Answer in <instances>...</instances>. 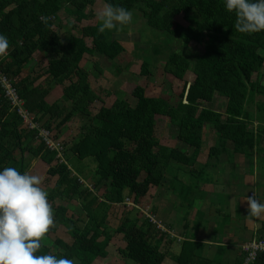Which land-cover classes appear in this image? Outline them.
I'll return each instance as SVG.
<instances>
[{
  "label": "trees",
  "instance_id": "obj_1",
  "mask_svg": "<svg viewBox=\"0 0 264 264\" xmlns=\"http://www.w3.org/2000/svg\"><path fill=\"white\" fill-rule=\"evenodd\" d=\"M95 1L0 0V33L10 40L8 52L0 56V73L12 84L23 108L34 115L35 121H43L42 127L50 132L53 129L60 132L74 116L88 117L68 149L61 141V161L56 150L46 147L37 129L24 126L0 83V169L11 166L27 172L29 161L25 157L39 159L47 166L46 175L56 177L49 191L50 202H77L85 213L87 221L82 222L74 215L68 216L66 207L52 203L55 224L48 236L54 235L59 227H64V235H54L51 245L43 244L44 253L67 255L76 264H94L106 258L112 239L118 237L124 243L117 250L120 258L132 264H164L167 260L173 264H223L224 247L210 251L190 237L179 241L168 229L171 225L156 221L157 207H148L145 212L149 211L151 216L144 217L138 206L152 188L169 179L172 195L184 196L185 190L186 203L193 200L188 184L175 178L179 171L173 169L172 163L183 167L196 162L205 126L213 131L215 142L208 147L205 164L198 171L190 170L192 176L198 172L201 177L199 180L195 177L197 184L210 180L209 173L205 176L203 170L213 168L212 162L230 154L228 142L233 154L246 157L258 153L264 158V150L259 147L264 137V101L255 104L254 114L249 109L256 96L264 98V31L238 33L235 15L225 10L223 0H112L133 12L139 11L146 27L163 34L165 39L155 43L151 52L158 56L161 49L170 51L163 67L167 75L183 81L191 72L194 79L189 84L184 82L174 103L147 97L138 86L132 91L134 106L120 92L111 106H101L91 116L89 106L100 99L88 81L91 73L80 67L82 58L86 54L98 55L112 62L126 51L125 45L110 38L109 31L98 32L99 23L80 28L77 35L68 30L61 37L55 27L60 28L59 12L65 10L79 23L91 15ZM100 1L104 4V0ZM43 17L48 18L46 22ZM177 17H181V22ZM86 38L93 47H88ZM174 41L181 49L176 50ZM191 43L202 47L195 60L182 50ZM35 53L45 54L47 59L44 79L38 84L37 75L21 76L23 67L31 63ZM150 66L148 58L144 59L140 75H148ZM94 67L96 73L102 72L99 64ZM52 86L61 88L62 97L70 105L67 112L57 102L49 103ZM215 95L225 100L221 112L208 106ZM156 118L168 119L176 128L177 141L192 149L190 155L161 144L155 134ZM58 119L53 128V120ZM54 138L57 139L55 134ZM71 159L93 160L95 166L90 170L93 190L83 184L87 176L71 165ZM102 187L105 189L100 202L97 193ZM126 198L134 205L126 207ZM113 205L127 209L114 229L107 219ZM186 213L187 210L182 215L184 220ZM184 224L183 234L188 228ZM261 233L264 237V221ZM172 247L179 248L177 254L172 253ZM243 258L240 254L233 264H242ZM251 264H264V253Z\"/></svg>",
  "mask_w": 264,
  "mask_h": 264
},
{
  "label": "rangeland",
  "instance_id": "obj_2",
  "mask_svg": "<svg viewBox=\"0 0 264 264\" xmlns=\"http://www.w3.org/2000/svg\"><path fill=\"white\" fill-rule=\"evenodd\" d=\"M103 8V3L100 0H96L93 7L90 8L91 15L88 14V17L82 20L81 22L75 21V16L68 14V12L61 11L58 13V25H60V28L55 27L58 35L61 37L63 34L69 30V32H73V34L77 35L82 27L86 26H95L98 22L97 15L100 12V10ZM134 18L133 21L123 26L122 29L119 31L113 30L109 31L110 38L116 39L121 41L126 48V51L122 52L117 56L112 62H109L107 59H104L103 57L100 58L98 55H84L82 58V61L80 63V67L83 69H86L88 72H90V76L88 78V81L90 83L91 89L97 93L99 96L100 101L95 102L92 105L89 106V111L92 115H95L98 112V109L101 106L109 107L113 104L115 99L117 98L116 93H122L123 98L130 103L132 106L135 104V99L132 96V91L135 87H141L144 89V94L147 97H154V98H162L166 99L171 103H174L178 100V96L183 88L184 82H187L188 84L191 83L194 79V76L191 72H188L185 75L184 80H177L169 75H167L164 70V63L168 58V55L170 54V51L168 49H161V52L158 56H154L151 52V48L155 43H158L159 40L165 39L163 34L148 28L144 25V19L142 18L139 11L133 12ZM177 20L181 22V17H177ZM183 24V23H182ZM75 29V30H74ZM78 32V33H77ZM86 43L88 47H93L90 40L86 38ZM173 46L177 49H181V46H179V43L173 42ZM133 46H135L137 49H133ZM187 55L192 56V58L195 60L198 55L201 54L202 47L199 44L191 43L188 45L186 49H182ZM98 56V57H97ZM148 58V60L151 63V66L149 67L150 73L148 75H140V66L144 59ZM95 64L100 65L101 73H96L95 70ZM47 65V59L45 57V54H39L35 53L31 63L23 67V72L21 73V76L24 77L27 74H30L31 77L38 76V80L36 81V84L41 83L44 79L43 72ZM120 69V71H118ZM94 72V74H92ZM20 76V77H21ZM253 80H255V76H253ZM66 84V83H65ZM49 103L51 102H57L59 107H64L66 109L64 112H67L70 105L67 103L64 98L61 95V88L57 86H52L49 89ZM223 98V97H222ZM220 96L215 95L214 100L211 104L208 106L212 108L215 111H223L224 105H223V99ZM264 101V98L261 96H256L254 99V103L249 106V109L252 114L256 112V103ZM207 105V104H206ZM34 116V115H33ZM60 119V118H59ZM56 120L52 122L53 128L54 126L60 121ZM88 122V117L83 115H77L74 116L71 120H69L63 127L60 128V132H58L57 129H53L52 133L56 135L58 142L62 141L65 144V150L66 148L70 146V144L79 136L80 127L85 125ZM43 121L39 122L38 125H42ZM255 124L253 125V127ZM209 127V126H207ZM252 128V126H250ZM210 129V128H209ZM208 129L205 128L203 131V144L201 147V154L202 157H200V160H205L206 153L208 151L209 145H213V140L208 138L207 136ZM155 134L159 141L168 147L172 146L175 149L179 151H184V153L188 152L190 153L192 149L190 147H186L184 143L178 142L176 139V128L174 126L170 125L168 119L165 118H156V129ZM179 143V144H178ZM35 144V143H34ZM209 144V145H207ZM185 146V150H183V147ZM264 147V138L263 141H261L260 145ZM67 148V149H68ZM186 151V152H185ZM261 156V155H259ZM223 157V158H222ZM222 161L220 164L216 163V171L211 172V168H207L206 170H203V174L205 176L211 174H216L217 177L221 178L220 170L225 171L227 174H229L232 169L236 168L235 163L230 164L229 162H226L228 159L232 158V151L228 156H222ZM27 161H29V168L27 169V172L30 174L39 175L42 179V187L45 188L46 191H50L52 187L55 184L56 177L52 178L46 175L47 166L43 164L39 159H30V156L25 157ZM220 158V159H221ZM219 159V160H220ZM65 160V158H64ZM63 161V160H62ZM258 161V159H257ZM256 161V162H257ZM223 164L224 169H220L221 165ZM71 165H73L75 168L77 167L78 170L82 171L87 178H84V185H86L90 190H93L92 187V181H91V175L90 170L94 169V162L92 159H85L82 162L78 161L77 159H71ZM178 167H181L179 164ZM244 166V165H243ZM245 167V166H244ZM196 169H200V167H195ZM240 168H243L240 166ZM259 172H261V166H258ZM244 169V168H243ZM229 172V173H228ZM196 172H194L193 176L188 173V179L187 184L190 187V196L191 197L194 194L193 200L188 202V205H196L197 200L196 199V189L194 187L197 184V177ZM263 175V173H261ZM237 175L234 172H232V176ZM225 176V175H224ZM228 177V176H227ZM258 173L255 175V183H258ZM143 178V174H142ZM142 178L139 179V181L142 180ZM231 178V177H230ZM208 185H212V196H211V203H216L217 207H213L210 212L208 213H202L196 216V223L191 222L185 230V234L188 236H192V233H195V225H201L203 230V237L206 235H210L212 230H216V240L221 241L222 236L227 232V230L230 228L231 224L228 221V218L230 217H224L223 219H220V215L215 213L216 208L224 207L225 212H227V196L222 192H218L219 189H222V185L214 186L215 182L212 179L211 183ZM105 187H102L99 189L97 196L100 197V202L103 198V192ZM194 189V190H193ZM155 188H152L145 197L141 198L139 203V208L142 209L144 212V217L151 216L150 212H145V210L152 206V195L154 194ZM258 190V195L260 197H264V184L262 187ZM176 196L179 198L180 203H177L175 207L181 206L183 202L186 203V192L184 190V196L181 193H176ZM199 199V198H198ZM56 206H64L67 209H73L72 215L74 217L78 218L80 221L84 222L87 221L85 213L81 210V207L79 203L75 202L76 208H72L71 205L65 204L63 202H60L59 200H56L54 202H51V204ZM155 203H159L160 208L158 209L156 221L161 224L167 226L170 224V222L174 225L176 216L178 214L173 215L170 213V208H165V204L167 203L165 199L163 198H157L155 200ZM167 206L174 207V204H166ZM114 206V207H113ZM111 207V210L118 211L121 213H117V215L113 216L110 220H108L109 226L114 229L117 226L118 219L122 217L124 213H126L127 209L123 210L118 208L116 205H113ZM174 207V208H175ZM179 207L178 213L180 214L181 208ZM198 211L199 208L196 207ZM174 210V209H173ZM182 210H187L186 206ZM215 210V211H214ZM142 213V212H141ZM143 214V213H142ZM70 215V214H69ZM171 217V219H170ZM142 218V215H141ZM234 222L232 225H242L241 217L238 212H236L233 216ZM184 224V223H183ZM230 224V225H229ZM237 229L239 226H235ZM171 228V227H170ZM175 230V228H174ZM176 233H180V230H176ZM56 236H63L64 235V227H59L54 234ZM52 233L44 238L42 241V244L44 245H51L54 240V236ZM219 235H221V238H219ZM233 243L234 246H232L230 249L232 252H237L239 250V245L236 242V240ZM124 243L119 239L118 237H115L112 239L110 246L107 249V256L106 258L97 260L94 264H132L129 261H124L120 258V255L118 254V249L123 248ZM179 247V244H178ZM174 247L171 248L172 253L173 251L176 252V254L179 251V248ZM228 249L227 247L223 248L225 251ZM210 251H214L211 250ZM239 254V253H238ZM240 255V254H239ZM235 256V255H233ZM164 264H173L170 260H167Z\"/></svg>",
  "mask_w": 264,
  "mask_h": 264
},
{
  "label": "clouds",
  "instance_id": "obj_3",
  "mask_svg": "<svg viewBox=\"0 0 264 264\" xmlns=\"http://www.w3.org/2000/svg\"><path fill=\"white\" fill-rule=\"evenodd\" d=\"M223 5L226 11L235 15L234 27L238 33L264 31V0H223ZM133 18V11L112 0H104L97 15L98 32L119 31ZM42 19L46 22L48 18ZM9 48L8 36L0 33V56ZM127 199L133 202L130 198L125 199L124 204L130 207ZM247 205L249 217L264 214V202L255 195L248 196ZM54 215L49 192L42 187L39 175L21 172L11 166L0 169V264H76L67 255L41 251L42 241L55 224ZM259 239L264 237L253 240Z\"/></svg>",
  "mask_w": 264,
  "mask_h": 264
},
{
  "label": "crops",
  "instance_id": "obj_4",
  "mask_svg": "<svg viewBox=\"0 0 264 264\" xmlns=\"http://www.w3.org/2000/svg\"><path fill=\"white\" fill-rule=\"evenodd\" d=\"M224 103H225V100H223V105ZM205 128L208 129V132H207L208 138L212 140L214 138V142H215V135L213 131H211V129H209V127L207 126H205L203 130H205ZM263 138L261 139V141H263ZM185 146H182L183 150L186 149ZM170 147L174 148L172 146ZM186 147L188 148V146ZM259 147L260 149L264 150V147L262 146H259ZM226 148H227V151H230V152L232 151V146L230 142L227 143ZM181 152H184V151H181ZM185 154L190 155L191 152L190 153L186 152ZM260 155L261 156H259L258 153L257 154L253 153V155L245 157L244 155H241V154L232 153V158L228 159L226 162H229L230 164L235 163L236 168L229 171L230 172V173L228 172L229 174H227L225 171L220 170L222 179L217 177L216 174L210 173L209 175L210 177L208 176V180L210 179L209 181H207L206 183L198 182L196 192H195V195H196L195 200H197L198 202L196 205H193V206H188V204L183 203V206L181 205L182 208L180 206L176 208L175 205L177 203H180V201L179 200L177 201V197L172 195L173 192H171L172 190L170 189L172 187V184L170 182L171 180L170 179L165 180L163 185L155 188V191L153 190L154 194L152 195V199H151L152 206L153 208L157 207V210L160 208V205H158L159 203L157 204L155 203V200H157V198L165 199V201L167 202L166 204L173 203L175 208L172 206H167L165 204L166 206L165 208L171 209L170 213H172L173 215L178 214V216H176V219H175V223H174L175 226H173L171 222L170 224H168V225H171L170 226L171 228H168L169 230H172L170 232L176 235L179 241L185 239L186 237L196 239L197 242L205 245V247L208 248L209 250H211L212 248V250L215 251L216 248L220 246L224 248L227 247L228 249H226L223 253L222 262L223 264H233L235 262V258H237V256H239L240 254V246L253 239H257L262 234L261 227L264 221V214H261L259 217H249L247 215V212H248L247 198L249 195H255V197L258 200H260L261 202H264V197H260L258 195V190H257V189H260L262 185L264 184V158H262L263 157L262 154ZM200 157H202L201 150L196 159V162L193 165L178 167L177 166L178 164L172 163V165H174L173 169H175L176 171H179V173L176 174L175 178L181 180L183 183H187V179H188L187 175L188 173H190V170L193 168L194 170H197L195 167H201V165L203 166V164H205V162L207 161V157L203 161L199 159ZM222 158L220 160L212 162L211 165L213 166V168L210 169L211 172L215 173L216 171L215 162L220 164V162L222 161ZM259 165L261 166V172H259V168H258ZM240 166L243 167L244 169L240 168ZM220 169H224L223 164L221 165ZM232 172H234L237 175L232 176ZM256 173H258V176H259L257 179L258 180L257 184L255 183ZM261 173H263V175ZM200 178L201 177L199 176V174H197V179L199 180ZM212 179L215 182V185H214L215 187L218 186L219 184L223 186V188L219 189L218 192L224 191L223 193L226 194L227 199H228V202L226 203L227 212H225L224 207H220L219 209L216 208L215 209L216 211L214 210L216 214L220 215L219 217L220 219H223L224 217H229V213H230V217L228 218V221L231 224V226L227 230V232H225V234L222 236L221 241L216 240V237H217L216 230H212L210 235H206L205 237H203L204 228L202 229L201 225H198V224L197 225L194 224L195 233H192V236L183 234V231H181V228L183 227V225H185L183 223H187L188 226L191 222L196 223L197 215L202 214V213H208L211 211L213 207H217L216 203L210 202L212 199L211 198L212 191L210 190H212L213 187L212 185H208V184L211 183ZM76 204L75 202H71L69 205H71V207L75 209ZM116 206L118 208H121L118 205ZM185 206L188 207L187 213L185 214L187 215L186 220H184L182 217V215L186 211V210H182L184 209ZM179 207L181 208L180 214L178 213ZM196 207H198L200 211H198ZM71 210L73 209H68V216H71L72 214ZM116 212L121 213L119 212V210L114 212L113 210L110 209L107 219L110 220L113 216L117 215ZM236 212H238L241 217L242 225H232L234 222L233 216ZM235 226H239V228L237 229ZM176 230L177 231L180 230L181 232L176 233L175 232ZM183 230H184V227H183ZM219 238H221V235H219ZM235 240L239 245V250L237 252H232L230 248L234 246L233 243H235L234 242Z\"/></svg>",
  "mask_w": 264,
  "mask_h": 264
},
{
  "label": "built area",
  "instance_id": "obj_5",
  "mask_svg": "<svg viewBox=\"0 0 264 264\" xmlns=\"http://www.w3.org/2000/svg\"><path fill=\"white\" fill-rule=\"evenodd\" d=\"M0 83L4 91L5 98L9 101L10 105L16 109L17 113L23 120L24 126L30 130L37 129L38 134L44 141L46 147L50 150H56L58 152L56 157L62 161L63 158L60 155L62 151L61 141L58 142V140L54 138V134L52 132L44 129L42 125H38L39 122L35 121L33 114H30L26 109L23 108V102L18 99L16 91L12 87L10 81L6 77L2 76L1 73ZM126 203L127 205L133 206V204L128 199L126 200ZM157 227L162 230L164 229L161 225H157ZM241 253L244 256L242 264L253 263L259 254L264 253V239L252 240L250 242L244 243L241 246Z\"/></svg>",
  "mask_w": 264,
  "mask_h": 264
}]
</instances>
